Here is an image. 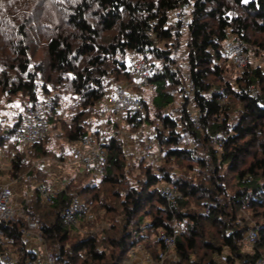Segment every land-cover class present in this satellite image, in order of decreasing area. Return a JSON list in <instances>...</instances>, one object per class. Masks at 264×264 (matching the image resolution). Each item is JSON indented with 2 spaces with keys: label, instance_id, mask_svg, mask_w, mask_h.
<instances>
[{
  "label": "trees",
  "instance_id": "16d2710c",
  "mask_svg": "<svg viewBox=\"0 0 264 264\" xmlns=\"http://www.w3.org/2000/svg\"><path fill=\"white\" fill-rule=\"evenodd\" d=\"M64 2L69 4L68 8H63ZM44 3L46 10L53 9L46 16L52 29L45 34L47 65L54 73L60 71L65 73L64 78L71 79V92L78 102L77 113L65 127L69 140H77L88 131L80 117L88 116L94 109L100 112L111 81L133 76L127 60L130 51H137L161 63L152 62L156 70L151 81L156 86L153 104L160 122L155 133L162 146V160L186 162L188 168H197V175L187 177L190 175H172L164 165L161 174L146 166L141 184L128 187L120 201L123 218L107 240L114 249L109 254L99 250L94 235H78L72 240L70 229L63 223L62 212L72 195L85 187L79 192L68 184L54 203L48 205L41 203L39 193L35 192L24 205L40 223L58 264H121L132 243L131 228L140 227L144 215L150 217V227L155 229L172 231L176 228L175 221H185L177 239L178 257L166 264H255L264 256V70L261 66H247L231 81L227 77L228 59L223 47L236 34L242 41L255 44L256 52L264 55V0H44ZM32 4L31 0H0V94L10 99L22 93L30 102L48 93L57 100L50 85L39 82L45 68L41 66L43 61L34 60L29 43ZM185 5L191 7L186 28V60L195 83L192 100L201 113L199 128L191 121L189 97L182 91L186 78L171 47L173 41L179 44L183 33V22L177 18L172 21L171 14ZM102 30L114 34L104 40ZM159 42H164L165 48ZM252 85L260 90L257 96L251 93ZM177 89L183 95L179 116L162 113L174 101ZM142 97L145 112L123 116L130 128L143 125L149 118L147 100ZM56 121L60 122L55 112L50 115V127ZM16 123L0 135V146L11 138ZM186 136L191 144L183 143ZM115 137L105 139L109 157L107 172L100 177L106 184L115 182L122 167L121 154L126 143ZM219 137L220 150L215 148ZM30 147L40 156L51 151L43 141ZM26 157L17 154L13 159V175L26 167ZM36 169L32 176L46 180L42 168ZM224 171L233 173L234 183ZM162 180L177 183L183 199L176 203L167 201L157 187ZM251 193L254 198L245 204ZM193 202L199 209L190 207ZM243 209L251 211L260 225L259 239L251 253L242 251L243 234L249 228L248 223L241 225L237 221ZM25 225L23 218L3 220L0 230L12 236L14 243H22ZM225 247L230 253L220 262L214 254L222 253ZM2 249L0 244V253Z\"/></svg>",
  "mask_w": 264,
  "mask_h": 264
},
{
  "label": "rangeland",
  "instance_id": "374dc122",
  "mask_svg": "<svg viewBox=\"0 0 264 264\" xmlns=\"http://www.w3.org/2000/svg\"><path fill=\"white\" fill-rule=\"evenodd\" d=\"M31 1L33 4L30 6V9L31 8L32 9L29 11V14L32 15V19L28 25V29H29V35L32 39L30 40L29 43L31 49L34 52L33 53L34 60L41 62L43 61L42 62L43 64L41 63V66H44L45 68L44 70L45 73L42 74L39 79L40 84H46V83L49 84L50 87L52 88L51 93L55 95L57 93L56 97L59 102L58 103L59 110H56L55 112L60 122L56 121L55 124H52L48 135L44 138V140H42L43 145L46 146L47 149L49 148L51 150L50 153L47 155L40 156L39 154H36V151H31L30 146H26V145L24 146L19 142H13L11 138L10 139L6 138L4 143L0 146V182L8 180L15 183L14 187L15 189H19L20 191L19 193H23L24 191L23 189L25 187L32 188L36 184V180L46 182V180H42V178L39 177L37 178L32 176V173L35 170H37L36 168L40 167L39 165L40 162L49 164L53 162V160L63 161L65 157L68 156V153L72 150L73 144H76L75 142L69 140L70 139L69 132L65 128L66 125L70 123L74 114H76L78 111L77 105H75V103H78L76 100L77 97L75 94L71 92V87H70L71 79L64 78L63 76L65 75V73H60V71L54 73L50 69V66L47 65L48 55L45 46V41H46L45 34L50 33L52 29H51V24L47 20L46 16H49L48 10L50 9L53 11V9L49 8L48 10H46L45 9L46 3H44V0H35V1L31 0ZM68 6H69L68 3L66 2L63 3V8L64 7L68 8ZM190 10L191 7H189L184 14L185 21L181 20V22H183V27H182L183 33L179 44H177L178 42L176 43L175 41H173L174 43L171 45L172 48L174 47L173 56L175 57L177 63L179 64L180 68L183 71V75L186 78L185 87L182 90L183 93H185V90L188 87V76H189V72L187 70V60H186L188 54V47H187L188 37L186 33V28H187V23L189 22L191 17ZM173 13L171 14L173 16L171 17L172 18L171 20L175 21L176 15L175 14L173 15ZM113 34H114L113 31H104V30L101 31V35L104 40H108ZM236 36L238 35L232 34L227 39V41L230 40L234 42L238 41L237 40L238 38ZM239 42L247 54V62L244 66L241 67L236 65L232 60H230L228 57L225 56L228 59V61H226V65L228 69L227 77L231 81H234L235 77L239 73H241L243 69L246 68L247 66L248 67L261 66V68L264 70V55L261 54L260 52L258 53L256 52L257 46L255 44L252 45L246 43L245 41L242 40ZM158 44L163 48H165L164 42H159ZM1 47L2 46L0 44V48ZM147 58L151 62H155V64H161L154 57L148 56ZM120 77L121 78L113 79L110 85L108 86L107 90L110 87H112L114 84L119 82H124V81L127 83L134 82V77L131 75L130 78H123V76ZM254 87L258 88L256 86ZM133 89H135L139 94L144 96V98H146L147 100V105H148L147 111L149 118L146 119L147 121L144 122L143 125L137 126L136 128H130L126 124L123 118L117 119L114 116V114L110 112L103 113L102 111L104 110V103H103L104 100H102V104L100 105L101 110L99 113H97V111L94 109V111L92 110L91 112L90 111L88 112L89 117L88 116L80 117L82 122L86 124L85 128L88 129L87 132L92 131V132H96L97 134L101 133V135L104 136L105 139L110 138V136L112 137V135H114L116 136L115 138L117 140L120 141L121 139L125 141L126 146L124 147V151L121 154L122 167L120 171L117 173L116 178H115V174L113 175V177L115 178V182H113L112 184H106L101 179L102 177L93 175L91 172L83 173V172H78V169L73 168V166H69L67 168L65 167L66 170H69L68 173L73 174L72 177H70L68 184H70L72 188H75L73 190H77V191L85 187V189L82 192L79 191L80 192L79 194H81L87 201H89L92 204V208L94 205L93 209L95 214V217L92 220L86 221L80 228H75L73 230L70 229L71 239L73 240L78 235H83V234L94 235L98 239L99 250H106L108 254L111 253L114 249H112L111 246L107 244V240H109V238L114 234L115 226L117 229V227L121 225L123 218L122 217L123 211L120 201L122 197L125 195V190L128 187L132 185L136 186L141 184L145 176L144 171L146 169V166L150 165L153 171L159 174L162 173L160 168L161 166L164 165L168 168L169 172L174 176L186 174V175H190L187 177H191L197 175V168H193V169L188 168L189 166L186 164V162H184V164L178 163L177 161H169L164 163V160H162L163 155L160 158L156 159L155 161L150 160L144 156V149L147 143L146 135L155 132L156 130L155 127L160 122V121L158 122L156 118V113L158 110L155 109V106L153 104V98L156 95V86L153 81L149 80V82L143 87L141 88L134 87ZM182 91L178 90V92L175 94L174 101L165 108H163L162 113L167 112L173 114L174 116H179L181 101L183 98ZM188 101L191 104L194 103L192 98L190 97L188 98ZM28 102H29V97L25 96L22 93L14 95L10 99H8L5 96H1L0 94V135L7 132L8 129L12 126V124H14L18 120V118H20L22 111L29 104ZM105 115L106 117L103 119ZM220 139L221 138L219 137V140L215 142V148L218 150L221 149L218 147V145L221 144ZM191 142L192 141L190 137L187 136L183 141V143L186 145L191 144ZM121 143L123 144L122 141ZM17 154H19L22 157L25 156L26 154L27 156L26 167H24L23 170H21L20 173H18L17 175H13L11 173L12 161ZM29 169L32 170L28 172ZM223 173H225V171ZM225 175L228 176L231 183H234L235 178L233 173L230 174L225 173ZM158 186L159 183L157 184V187ZM229 189L231 190V188ZM115 190L119 191L118 194L120 196L115 193ZM35 192L37 191L33 190V194ZM190 207L194 209H199V206L196 205L194 202L190 205ZM237 221L241 225H245L248 223L249 227L259 225L257 220L252 217L251 211H249L248 209L241 210V214L238 215ZM147 222H150V217L144 215L143 222L140 225V227L146 224ZM174 225L177 229L179 228L181 233L182 229L185 226V221L184 220L175 221ZM132 228H136V227L132 226ZM147 228L148 230L150 229L149 226H147ZM21 244L22 243H14V246L15 248L18 249ZM242 251L251 253L253 252V246L244 242L242 245ZM229 253H230V249L228 247H225L222 253L217 252L214 254V256L218 261L223 262ZM127 258L128 257H126L125 260Z\"/></svg>",
  "mask_w": 264,
  "mask_h": 264
},
{
  "label": "built area",
  "instance_id": "2783aa9c",
  "mask_svg": "<svg viewBox=\"0 0 264 264\" xmlns=\"http://www.w3.org/2000/svg\"><path fill=\"white\" fill-rule=\"evenodd\" d=\"M190 5L178 8L174 11L177 19L185 21L184 14ZM238 41H226L223 51L226 57L238 66H244L247 62V54ZM128 70L134 76L133 83L119 82L110 87L104 97L103 113H113L117 119L127 114L145 112L146 105L143 97L134 87H143L154 76L155 66L146 57L137 51H130L127 60ZM195 83L189 74L188 87L185 94L192 98L194 95ZM251 93L259 94V89L251 86ZM192 102V101H191ZM59 110L57 100L51 94H41L31 100L22 111L20 118L13 127L11 139L24 146L36 144L48 135L50 131V115ZM188 111L191 121L196 128L202 126L201 113L198 107L188 104ZM106 115L103 117V119ZM147 143L144 149V156L150 160H156L163 155V150L156 133L146 135ZM222 138V136H221ZM70 151V157L63 160L61 168L73 166L78 172H91L97 176H104L107 172L108 150L105 145V138L101 133L86 132L75 142ZM221 148V144L218 145ZM64 170V169H63ZM73 174H69L72 177ZM70 177L68 179H70ZM69 180L63 181L61 186H52L45 182H36L32 187L40 195L41 203L53 204L55 198L68 185ZM160 194L169 202L176 203L183 199L184 195L180 186L172 181L162 180L159 182ZM28 195L16 199V190L13 182H0V221H16L23 218L26 225L22 228V244L17 249L14 246V239L9 234L0 230V244L3 249L0 253V264H58L55 253L46 244L43 229L39 222L32 218L24 205ZM254 198V194L247 196L246 203ZM95 217L92 204L81 194L74 193L62 212L63 223L71 230L80 228L86 221ZM240 221V219H239ZM147 226L150 222L141 227L132 228L131 246L128 250V258L122 264H166L173 262L178 257L177 239L180 234L179 228L169 231L165 228L156 229L155 239L157 247L155 253L151 251L147 242L149 240ZM260 225L249 227L243 234V242L253 246L259 239ZM255 264H264V256L257 259Z\"/></svg>",
  "mask_w": 264,
  "mask_h": 264
},
{
  "label": "crops",
  "instance_id": "0c3cea01",
  "mask_svg": "<svg viewBox=\"0 0 264 264\" xmlns=\"http://www.w3.org/2000/svg\"><path fill=\"white\" fill-rule=\"evenodd\" d=\"M114 119H116V118H114ZM71 141L72 142H76L77 140H71ZM69 157H70V152L68 153V156L65 157L64 160H67ZM63 163H64V161H61V160H56V161L53 160V162H51L49 164L40 162L39 165L42 168V171H44L45 174H46V182L45 181H37V180H36V182H45V183H47L49 185L56 186V187L57 186H61L63 181L69 180L68 178L70 177L69 176L70 173H68L69 170H66V168L69 167V166H65L66 168L65 167L61 168V166H60ZM63 169H65V170H63ZM13 184H15V183H13ZM15 190H16V199H20V198H22V197H24L26 195H28L27 199H29L33 195L32 188L25 187L23 189L24 190L23 193H19L20 192L19 189H15ZM150 229L148 230V228H147L148 237H149V240L147 242V246L152 251L153 249L156 250V247H157V241L154 238L155 237V233H156V229L155 228H151V227H150Z\"/></svg>",
  "mask_w": 264,
  "mask_h": 264
}]
</instances>
